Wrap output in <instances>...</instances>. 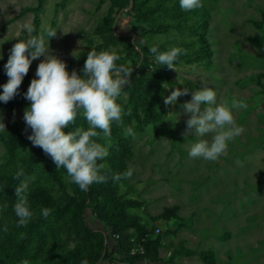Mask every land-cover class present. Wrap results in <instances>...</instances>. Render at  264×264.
<instances>
[{
    "label": "rangeland",
    "instance_id": "1",
    "mask_svg": "<svg viewBox=\"0 0 264 264\" xmlns=\"http://www.w3.org/2000/svg\"><path fill=\"white\" fill-rule=\"evenodd\" d=\"M201 1L208 11L205 34L210 56L200 50L201 17L189 12L181 18L172 11L159 10L150 20L143 21L134 19L130 9L119 11L118 16L115 7L109 10L108 0H64L62 3L60 0H0V60L4 71L0 76V92L8 80L4 65L18 40L16 36L20 34L23 39L28 35L21 30L24 24H31L35 14L38 16L37 34L48 27L56 29V36L49 39V48L66 62L68 71L84 51L114 49L121 57L117 66L133 71L129 82L139 74L134 67L139 65L137 48L150 49L161 44L186 50L182 58L174 62L175 70H163L154 54L141 51L145 58L141 62L142 72L155 77L161 85L158 93L149 98L160 116L157 121L147 122L140 110H132L127 85L117 98L125 114L123 123H116L112 130L108 151L110 155L116 138H125L131 152L122 161L118 173L129 168L134 171L130 179L113 181L112 186L117 195L136 201L125 208V214L136 220V225L126 228L125 233L129 240L131 237L136 240L143 227L149 234L155 232L151 239H157L159 247L157 259L139 256L134 264H208L199 258L197 252L201 250L213 252L212 264H264V0ZM38 4L40 7L36 8ZM165 4L169 7L172 3ZM106 13L117 17L115 30L125 34L123 39L94 31ZM179 19L181 26L175 27ZM154 23L172 26L165 32H155L151 29ZM130 31L134 33L133 38L128 34ZM253 36L255 40L251 39ZM41 59L43 57L32 61L28 73L35 76ZM30 82L24 76L19 90L27 91ZM202 85L217 93V103L236 98L248 105L247 109L233 110L235 123L244 131L228 143L226 152L214 162L189 156L195 142L210 140V136L199 137L194 131L184 135L189 114L184 112L183 104L191 99L192 91ZM173 88H187L188 94L178 97L174 105L166 106L164 97ZM29 103L26 99L24 105L2 103L0 119L5 126H24L23 114ZM77 117H82L83 122L76 123L73 130H87L89 125L82 110ZM128 127L135 136L125 134ZM96 139L106 144L103 138ZM34 147L28 139L16 149L14 157L9 158L0 141V171L18 167L25 170L19 183L21 180L29 185L42 183L56 198L62 191L75 195L66 172L61 173L58 182L42 170L44 163L54 164L50 156L44 153L31 162L29 154ZM109 155L99 161L105 168ZM30 209L32 217H36L44 208L31 203ZM168 209H173L175 216H169ZM85 217L91 227L103 228L109 235V257L97 264H129L119 259L114 249L118 234H112L92 209H85ZM47 218L53 222L46 235L47 255L62 254L79 243L65 216L50 213ZM7 245L6 251L14 250L12 241ZM87 247L86 243H80L83 253ZM30 258L19 259L16 264L24 260L30 264Z\"/></svg>",
    "mask_w": 264,
    "mask_h": 264
},
{
    "label": "clouds",
    "instance_id": "2",
    "mask_svg": "<svg viewBox=\"0 0 264 264\" xmlns=\"http://www.w3.org/2000/svg\"><path fill=\"white\" fill-rule=\"evenodd\" d=\"M179 6L184 11H191L203 7V4L201 0H179ZM21 31L28 35L22 39L17 34L18 40L10 50L4 65L8 80L2 86L0 101L8 103L19 95L20 85L32 61L43 57L37 65L35 78L24 93V98L30 102L23 114L26 127L31 129L27 138L33 146L40 147L52 158L56 169H66L70 182L78 185L82 191H86L94 182H106L108 177L101 174L105 164L98 161L109 155L112 123H123L122 116L125 113L117 103V98L128 84L132 69L130 71L123 65L117 66L116 62L121 57L114 49L100 52L92 49L86 56L81 73L77 74L75 69L69 73L66 62L49 48V39L56 36V29L48 27L37 35H31L35 28L26 23ZM150 52L154 54L157 64L175 70L174 62L186 50L172 47L159 51L158 46H151ZM186 94L187 88H173L164 97V104L174 105L178 97ZM247 107L245 102L236 98L231 102L225 100L217 103V93L207 85L192 91L191 99L183 104L184 112L189 114L184 135H191L194 131L199 137L210 136L211 139L195 142L189 156L216 161L226 152L228 143L244 131L242 126L235 123L233 110ZM81 110L89 125L88 129L77 128L65 133L63 129L74 124ZM4 130L5 124L0 119V131ZM125 134L135 136L131 127L125 129ZM96 138H103L106 144L98 143ZM133 171L129 168L111 178L116 182L130 179ZM23 175L24 170L19 169L14 179L20 180ZM28 190L29 184L25 180H21L15 188L16 203L13 211L18 218V227H26L33 216L27 197ZM50 213L51 209L48 208L41 211L44 218ZM4 231H7L6 224ZM22 264H29V261L24 260ZM83 264H87V261H83Z\"/></svg>",
    "mask_w": 264,
    "mask_h": 264
},
{
    "label": "trees",
    "instance_id": "3",
    "mask_svg": "<svg viewBox=\"0 0 264 264\" xmlns=\"http://www.w3.org/2000/svg\"><path fill=\"white\" fill-rule=\"evenodd\" d=\"M64 0H60L62 3ZM109 10L115 7L116 12L122 10L128 4L129 0H108ZM132 0L131 7L129 8L133 12L134 19L147 21L150 20L152 14L155 11L165 10L172 11L175 15L184 18L186 13H192L194 16L201 17L199 23L200 34L199 43L200 50L206 56L211 55V48L209 41L206 37V30L208 26V11L204 7L194 9L191 11H184L179 6V0ZM171 2V6L166 7L167 2ZM202 2V1H201ZM203 4V3H202ZM40 4L36 8H39ZM110 12V11H108ZM115 16L106 13L102 17L101 24L94 28L97 33H107L110 38L123 39L125 34H115L112 30V24ZM37 22L38 16L35 14L31 21V25L34 26L35 31L31 35H37ZM172 25L169 24H157L152 25V30L155 32H165ZM175 27L181 26V19L175 24ZM129 34V33H128ZM255 40V37H251ZM159 51L169 50L171 48L164 47L161 44H157ZM133 47V44L131 45ZM148 50L149 48L139 47L136 49L138 55V64L134 67L139 71L137 76L131 77L126 86L127 94L131 101V108L134 112L140 110L143 114V118L147 122H154L159 119V114L155 111L152 103L150 102V96L158 93L161 85L156 81L155 77L147 76L142 72L141 62L145 58H142L141 51ZM88 50L82 52L79 55L78 61L74 66H69V73L73 69L77 71V74L81 73ZM182 58L180 55L178 59ZM167 67L163 66V70ZM131 71V70H130ZM133 72V71H132ZM4 74L2 70V61L0 60V76ZM26 77L29 80L35 78V76L27 73ZM26 91L19 90V95L15 96L7 104L11 106L24 105L25 98L24 93ZM4 103L0 101V105ZM82 117L76 118L74 124L65 128V133L74 131L73 128L76 123H81ZM83 122V121H82ZM6 130L0 131V141L4 147V151L9 158L14 157L16 149L23 146L28 141V135L31 134V129L24 126H15L8 124L5 126ZM116 128V123H112V130ZM131 152L130 143L123 137L116 138L115 142L111 146V152L108 158V167L101 170V174L108 177L106 182L93 183L88 187L86 191H82L78 185L73 183L74 194H69L67 191H62L60 197H54L49 189L42 183L34 182L29 185L28 201L38 205L41 208L51 209V214L57 217H66L70 222L72 231L79 239V243L75 247L66 250L62 254H46L47 249L45 245L47 232L51 230L53 224L48 218H44L40 213L36 217H32L27 226H17L18 218L15 216L13 206L16 203L15 188L18 186L20 180L14 179L16 172L20 169L18 167L12 170L0 171V229L2 238L0 239V264H16L19 259H23L27 256H31L32 262L30 264H83V261H87V264H97L101 260L109 257L107 247L109 244V235L103 228L91 227L85 217V209H92L95 217L103 221L108 230L112 234H118V243L114 246L117 257L121 260L127 261L129 264H134L135 260L139 256H145L149 259H157L158 257V243L157 239H149L144 242V252L142 254H129V250L134 244L129 240V236L126 235L125 229L130 226L136 225L134 217L125 214V208L136 203L131 198H122L117 195L113 189L112 176L118 174L121 170L122 161L129 156ZM44 152L40 147H34L30 154L29 159L31 162L37 160ZM99 163V161H98ZM42 170L46 172L48 176L54 180L60 182V175L62 172H66L63 167L56 169L55 163L46 162L41 166ZM25 171V170H24ZM67 173V172H66ZM169 216H175L173 209H168ZM7 225V231H4V225ZM136 239L146 232L141 227ZM12 241L14 250L10 248V251H6L8 247L7 242ZM80 243H86L88 245L87 250L83 253L80 249ZM51 252V251H50ZM199 258L208 264L214 262L213 252L211 250H201L197 252Z\"/></svg>",
    "mask_w": 264,
    "mask_h": 264
},
{
    "label": "built area",
    "instance_id": "4",
    "mask_svg": "<svg viewBox=\"0 0 264 264\" xmlns=\"http://www.w3.org/2000/svg\"><path fill=\"white\" fill-rule=\"evenodd\" d=\"M151 235H155L154 234H149L147 232H145L144 234H142L139 239L134 240L132 237L130 238L131 241H135L134 245L130 248L129 250V254L133 255V254H142L144 252V242L151 239Z\"/></svg>",
    "mask_w": 264,
    "mask_h": 264
},
{
    "label": "water",
    "instance_id": "5",
    "mask_svg": "<svg viewBox=\"0 0 264 264\" xmlns=\"http://www.w3.org/2000/svg\"><path fill=\"white\" fill-rule=\"evenodd\" d=\"M131 4H132V0H129L127 6L123 7L121 11H123V10H128V9L131 7ZM121 11H120V12H121ZM120 12H118V14H117L118 16H119ZM116 20H117V17L114 18V22H113V24H112V30H113V32H114L115 34H118V32L115 30V21H116ZM129 34H130L131 38L134 37V33H133L132 31H130ZM141 55H142V53H141Z\"/></svg>",
    "mask_w": 264,
    "mask_h": 264
}]
</instances>
